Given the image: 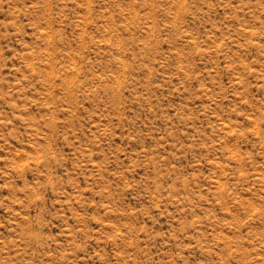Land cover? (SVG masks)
I'll return each mask as SVG.
<instances>
[{
  "label": "rangeland",
  "instance_id": "rangeland-1",
  "mask_svg": "<svg viewBox=\"0 0 264 264\" xmlns=\"http://www.w3.org/2000/svg\"><path fill=\"white\" fill-rule=\"evenodd\" d=\"M0 264H264V0H0Z\"/></svg>",
  "mask_w": 264,
  "mask_h": 264
}]
</instances>
